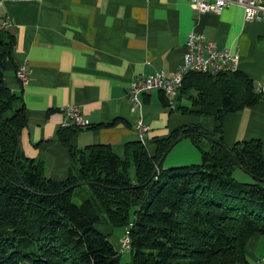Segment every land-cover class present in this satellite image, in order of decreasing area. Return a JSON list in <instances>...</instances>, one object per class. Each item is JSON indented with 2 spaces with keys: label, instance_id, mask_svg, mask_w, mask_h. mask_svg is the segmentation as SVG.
<instances>
[{
  "label": "trees",
  "instance_id": "1",
  "mask_svg": "<svg viewBox=\"0 0 264 264\" xmlns=\"http://www.w3.org/2000/svg\"><path fill=\"white\" fill-rule=\"evenodd\" d=\"M13 42L0 29V264H121V252L97 228L102 222L128 228L131 260L125 264H250L247 245L255 234L264 237L263 142L237 141L227 145L230 151L217 142L224 143L225 115L261 98L248 77L239 71L186 74L176 100H191V112L213 118L214 127H178L155 140L152 154L138 140L126 145L123 157L108 144L78 151L69 140L81 127H60L58 138L69 146L75 170L56 181L19 146L25 107L3 80ZM162 102L168 106L164 94ZM181 135L199 148L201 160L170 167L162 162L152 175ZM236 162L249 181L234 177ZM84 186L89 196L73 202L74 189Z\"/></svg>",
  "mask_w": 264,
  "mask_h": 264
},
{
  "label": "crops",
  "instance_id": "2",
  "mask_svg": "<svg viewBox=\"0 0 264 264\" xmlns=\"http://www.w3.org/2000/svg\"><path fill=\"white\" fill-rule=\"evenodd\" d=\"M0 20L9 23L1 30L14 40L3 80L21 97L27 119L19 146L26 156L40 160L45 174L56 181L75 170L69 146L58 138L60 109L69 103L77 105L90 122L69 140L78 151L108 144L123 157L126 145L138 140L134 124L140 116L150 127L142 145L151 154L155 140L178 127L213 129V118L191 112L194 108L185 96L178 97L170 111L163 105V92L152 90L141 96V107L132 111L125 94L138 75L174 70L190 31L238 52V71L252 83L264 81V21H245L242 8L236 5L219 13H199L186 0H0ZM21 65L29 69L24 85L15 74ZM180 105L187 106V111ZM221 137L228 146L260 139L264 153V94L255 104L226 114ZM201 145L209 146L206 140ZM200 160L199 148L183 137L162 164ZM80 190L82 199L89 196L86 186ZM112 228L101 225L98 229L111 237ZM120 236H116V249ZM263 241L255 234L246 248L257 263L264 254H256L255 249Z\"/></svg>",
  "mask_w": 264,
  "mask_h": 264
},
{
  "label": "built area",
  "instance_id": "3",
  "mask_svg": "<svg viewBox=\"0 0 264 264\" xmlns=\"http://www.w3.org/2000/svg\"><path fill=\"white\" fill-rule=\"evenodd\" d=\"M199 13H219L223 8L236 5L242 8L245 21H264V0H186ZM8 22L0 20V29H6ZM239 54L226 47H218L215 42L207 40L196 31H190L185 39V52L181 61L170 72L155 71L138 75L126 89V96L131 102V110L141 107V96L152 90L162 91L166 97L168 109H173L178 89L183 77L189 72L205 73L212 76L238 71ZM21 85L26 84L29 69L26 65L19 66L15 71ZM255 93L264 94V81L253 83ZM62 119L60 127H87L89 120L74 104L61 107ZM135 130L141 144L146 143V134L150 127L141 116L136 120ZM119 251H130L131 239L128 228L118 240Z\"/></svg>",
  "mask_w": 264,
  "mask_h": 264
},
{
  "label": "rangeland",
  "instance_id": "4",
  "mask_svg": "<svg viewBox=\"0 0 264 264\" xmlns=\"http://www.w3.org/2000/svg\"><path fill=\"white\" fill-rule=\"evenodd\" d=\"M184 103V102H183ZM18 103H16L15 106H17ZM164 162V161H163ZM172 165H167V167H170ZM174 166H179V165H174ZM240 169V168H239ZM242 170V169H241ZM236 171V172H235ZM233 172V175L236 179L240 180V181H243L245 182V180L249 181L250 180V176H248L247 174L245 173H242L241 172H237L238 170H235ZM81 188H78L76 187L72 193V196H71V200L77 204H79L81 201H82V198L79 194L78 191H83V190H80ZM101 225H104V226H109V224L106 225V222H102L100 223L99 225H97L98 228L101 227ZM126 227L125 226H117V227H114L112 228V236L109 237L111 243L116 247L117 243H116V236H120L124 233ZM262 239L264 240V237H262ZM264 242V241H263ZM260 243L258 245V247L255 249V253L256 254H264V243ZM118 249V247H117ZM249 261H250V264H258L257 261H255L252 257H248ZM120 260H121V264H125V263H129L130 260H131V256H130V252L129 251H121V254H120ZM260 260L262 261L263 260V257L260 258Z\"/></svg>",
  "mask_w": 264,
  "mask_h": 264
},
{
  "label": "water",
  "instance_id": "5",
  "mask_svg": "<svg viewBox=\"0 0 264 264\" xmlns=\"http://www.w3.org/2000/svg\"><path fill=\"white\" fill-rule=\"evenodd\" d=\"M183 137H185V135H181V136L177 137L176 139H174V140L170 143V145H169V147L167 148L165 154H164V155L159 159V161L156 163L152 175H154V174L157 172L158 167H159V165L162 163V161H163L165 155H166V154L172 149V147H173V146H174V145H175V144H176L181 138H183ZM209 139H210V140H216V139H214V138H212V137H209ZM216 141H217V140H216ZM217 142H218L219 144H221V145H222L227 151H230L229 148H228V146H227L226 144L221 143V142H219V141H217ZM236 165H237V167H239L240 169H242L241 165H240L238 162H236ZM261 180L264 181V178H262Z\"/></svg>",
  "mask_w": 264,
  "mask_h": 264
},
{
  "label": "bare ground",
  "instance_id": "6",
  "mask_svg": "<svg viewBox=\"0 0 264 264\" xmlns=\"http://www.w3.org/2000/svg\"><path fill=\"white\" fill-rule=\"evenodd\" d=\"M175 101H176V99H175Z\"/></svg>",
  "mask_w": 264,
  "mask_h": 264
}]
</instances>
